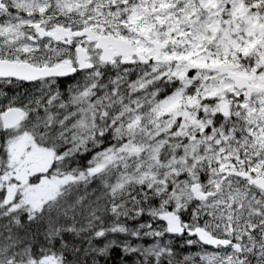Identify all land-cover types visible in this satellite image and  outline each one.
Instances as JSON below:
<instances>
[{"label":"snow or ice","instance_id":"snow-or-ice-1","mask_svg":"<svg viewBox=\"0 0 264 264\" xmlns=\"http://www.w3.org/2000/svg\"><path fill=\"white\" fill-rule=\"evenodd\" d=\"M0 264H264V0H0Z\"/></svg>","mask_w":264,"mask_h":264}]
</instances>
